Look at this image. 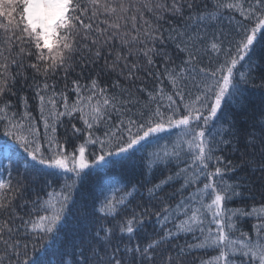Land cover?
Returning a JSON list of instances; mask_svg holds the SVG:
<instances>
[{
	"label": "snow or ice",
	"instance_id": "6c2138e0",
	"mask_svg": "<svg viewBox=\"0 0 264 264\" xmlns=\"http://www.w3.org/2000/svg\"><path fill=\"white\" fill-rule=\"evenodd\" d=\"M0 134V264H264V0H0Z\"/></svg>",
	"mask_w": 264,
	"mask_h": 264
},
{
	"label": "trees",
	"instance_id": "16d2710c",
	"mask_svg": "<svg viewBox=\"0 0 264 264\" xmlns=\"http://www.w3.org/2000/svg\"><path fill=\"white\" fill-rule=\"evenodd\" d=\"M143 75V74H142ZM58 81H60V86L62 87L63 86V80H62V76H58L56 78ZM139 83V82H137ZM146 87L148 88H151L153 85H152V81L150 79L147 80L146 84H145ZM74 98V97H72ZM14 103H16L15 99H14ZM29 103L32 105L33 107V114L35 116H39V113L38 111L35 110V102L30 100ZM19 108L20 110L22 111L23 110V106L22 105H19ZM59 134H63V129H60L59 130ZM7 138L6 137H3L2 134H0V143H3ZM0 164H7V161L4 160V156H3V153H0ZM131 169V164L130 162H125V163H122V164H116L113 166L112 169L109 170L108 174L109 175H121L123 177L124 180H128L130 179V176H129V170ZM166 174V173H165ZM16 173L13 172V176H15ZM157 177H160V172H157L156 173ZM101 179H102V176L101 175H98V176H89V180H88V183L86 185H84V188L83 190L85 192H89V191H92L93 190V187L94 185H98L100 182H101ZM135 179H140L139 175H137L135 177ZM175 187H179V184L175 185ZM256 188H257V191H255L253 193V195H255L256 197V200H252L248 197V195L246 194L244 198L240 199H235L233 200L229 205L228 207L229 208H237V207H250L253 203H258L259 202V184L256 185ZM168 191H172L171 188L168 189ZM29 196H31V193H28ZM154 221H155V218L153 217L152 218V221L148 222L145 224V228L148 232H151L153 230V227H154ZM254 221L252 220H245V222L242 224V227L245 231H251V225ZM185 239L187 240H191V237H187L185 238L183 235L176 241H174L173 243L175 244H180V245H183L185 243ZM201 255L200 252H193L192 253V257H199ZM48 258L49 259H58V255L52 251V252H49L48 254ZM191 259V257H190ZM198 264V262H197Z\"/></svg>",
	"mask_w": 264,
	"mask_h": 264
}]
</instances>
